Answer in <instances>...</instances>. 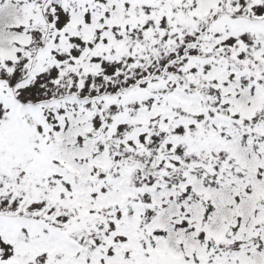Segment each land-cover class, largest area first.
I'll use <instances>...</instances> for the list:
<instances>
[{
	"label": "snow or ice",
	"instance_id": "obj_1",
	"mask_svg": "<svg viewBox=\"0 0 264 264\" xmlns=\"http://www.w3.org/2000/svg\"><path fill=\"white\" fill-rule=\"evenodd\" d=\"M0 264H264V0H0Z\"/></svg>",
	"mask_w": 264,
	"mask_h": 264
}]
</instances>
